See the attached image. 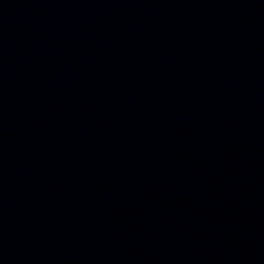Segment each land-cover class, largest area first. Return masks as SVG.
<instances>
[{"label": "water", "instance_id": "obj_1", "mask_svg": "<svg viewBox=\"0 0 264 264\" xmlns=\"http://www.w3.org/2000/svg\"><path fill=\"white\" fill-rule=\"evenodd\" d=\"M0 264H264V0H0Z\"/></svg>", "mask_w": 264, "mask_h": 264}]
</instances>
